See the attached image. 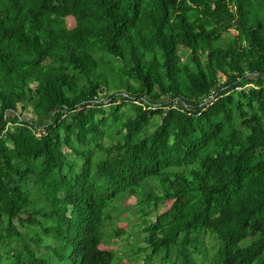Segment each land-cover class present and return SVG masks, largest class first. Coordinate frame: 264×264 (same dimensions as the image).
Instances as JSON below:
<instances>
[{"label": "trees", "instance_id": "obj_1", "mask_svg": "<svg viewBox=\"0 0 264 264\" xmlns=\"http://www.w3.org/2000/svg\"><path fill=\"white\" fill-rule=\"evenodd\" d=\"M206 232L264 264V0H0V264H197Z\"/></svg>", "mask_w": 264, "mask_h": 264}, {"label": "rangeland", "instance_id": "obj_2", "mask_svg": "<svg viewBox=\"0 0 264 264\" xmlns=\"http://www.w3.org/2000/svg\"><path fill=\"white\" fill-rule=\"evenodd\" d=\"M70 21H72V20H70ZM70 23H72V22H70ZM26 108L27 109L25 111H23L20 108V106H18L17 113H21L22 117H25L26 119H33L34 115L32 113V108L29 105H27ZM65 151H66V149H65ZM131 202H128V203H131ZM122 217H124V215ZM151 219H153V217ZM133 221L137 222L138 219H133ZM115 224H116V226H124L125 224H127V221L116 219ZM106 228L109 229V227H106ZM131 230L134 232H138L137 233L138 239L135 237V239H137V242H134L132 248H134L136 245L144 246L146 248V245L144 244L145 243L144 234H143V231L141 230V226H133V224H132ZM203 239H204L203 248L205 251V257L203 258L202 256L195 255L194 257L197 261V264H209V260L211 259L214 252H216V249L218 247L216 239L212 235H210L209 233H207V232L203 233ZM122 242H123V238H120V239H114L113 242H110L108 244H110L109 246L112 249H118L119 247L121 248V246L124 245V244H122ZM243 243H245V241L241 242L240 244L243 245ZM137 262L140 264H144L142 257H139Z\"/></svg>", "mask_w": 264, "mask_h": 264}]
</instances>
